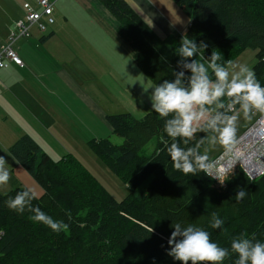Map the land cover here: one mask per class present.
Segmentation results:
<instances>
[{
	"label": "trees",
	"instance_id": "trees-1",
	"mask_svg": "<svg viewBox=\"0 0 264 264\" xmlns=\"http://www.w3.org/2000/svg\"><path fill=\"white\" fill-rule=\"evenodd\" d=\"M98 1L118 21V35L153 85L173 79L181 36L161 37L125 0ZM173 1L189 19L184 35L209 45L205 57L213 51L225 63L246 48L255 49L252 70L264 85V0ZM105 120L123 142L116 145L107 138H92L87 144L127 185L128 194L117 200L77 159L67 154L55 160L23 132L8 152L43 189L32 206L64 221L68 228L54 233L33 222L32 212L17 214L7 208L6 201L26 187L0 194V264H180L166 252L170 226L175 223L198 225L229 249L240 236L264 243V173L250 179L236 167L223 186L215 187L205 172L185 175L173 167L163 120L152 110L140 118L129 112L107 114ZM204 135L198 133L196 140ZM195 142L187 146L181 142V147ZM208 145L201 146L202 154ZM216 157L208 156L206 165ZM240 188L246 195L237 201ZM211 212L225 221L222 229L210 227ZM237 258L233 253L225 264H235Z\"/></svg>",
	"mask_w": 264,
	"mask_h": 264
},
{
	"label": "rangeland",
	"instance_id": "rangeland-1",
	"mask_svg": "<svg viewBox=\"0 0 264 264\" xmlns=\"http://www.w3.org/2000/svg\"><path fill=\"white\" fill-rule=\"evenodd\" d=\"M6 2L7 0H0V39L5 40L8 39L10 29L16 30L15 22L18 18L23 17L22 0H9L8 4ZM160 3L163 4L160 6L161 13L168 20L180 14V20L174 18L173 21L178 24L184 19V27L188 26V16L173 0ZM54 5L55 19L47 26L46 31L41 32L36 26H32L27 38L23 37L12 44L20 59L26 60L25 65L30 64L34 69L32 75L27 74L23 79L25 85L33 87L34 99L44 109V116L37 118L43 124L50 122L48 129L44 127V132L43 129L40 132L38 128L37 132L47 139V148L44 149L53 159L57 160L67 154L74 157L117 200H121L129 192L127 185L104 165L87 142L92 138H107L113 144H121L123 137L112 132L105 116L129 112L135 118L142 117L151 111L148 95L154 85L137 67L131 48L123 43L115 31L118 26L116 19L110 16L107 18L102 13L96 14L94 3L90 13L83 10L79 0H56ZM8 6L9 15L5 13ZM154 27L163 37L164 34ZM47 38L49 39L46 41L40 40ZM232 61L246 64L252 69L257 61L256 50L246 48ZM40 62H44V65L41 66ZM47 74L52 80L42 91L37 80L38 77L47 80ZM26 113L39 126L33 112L26 110ZM259 115L256 111L245 119L241 113L237 121L236 138L252 126ZM3 133L4 131H0V136ZM38 134L31 132V135L44 141ZM227 147L217 143L208 145L204 152L213 158ZM1 158L0 154V160ZM4 162V166L8 168L7 161ZM11 168L13 175L9 173L11 179L0 185V193H6L16 185L31 189L36 196L42 194V187L23 166ZM214 170L217 171L216 168ZM13 178L16 184H13ZM220 178L223 184L213 178L215 187L224 185L226 176ZM148 181L149 179L145 186Z\"/></svg>",
	"mask_w": 264,
	"mask_h": 264
},
{
	"label": "clouds",
	"instance_id": "clouds-1",
	"mask_svg": "<svg viewBox=\"0 0 264 264\" xmlns=\"http://www.w3.org/2000/svg\"><path fill=\"white\" fill-rule=\"evenodd\" d=\"M208 47L202 40L197 42L182 35L175 52L178 60L173 79H165L151 87L148 95L151 110L163 120V132L168 138L164 143L173 167L185 175L206 173L208 156L200 151L203 144L219 143L227 147L236 143L241 113L245 119L254 111L264 113V85L254 71L246 64L232 60L220 63L221 56L213 51L205 57ZM161 60L166 57L162 56ZM198 133L205 135L196 140ZM193 141L196 142L192 147H181V142L187 146ZM215 179L223 184L222 178ZM8 180L9 173L0 161V185ZM245 195L244 188H240L235 198L240 201ZM35 198V192L26 189L7 200L6 206L17 214L26 210L32 212L30 219L33 222L45 225L54 233L66 231L68 224L64 221L54 220L32 206ZM209 223L213 229H222L225 221L216 212H211ZM170 227L166 252L174 262L225 264L235 253L238 257L235 264H264V243L254 239L234 238L229 249L212 240L210 233L198 225L175 223Z\"/></svg>",
	"mask_w": 264,
	"mask_h": 264
},
{
	"label": "crops",
	"instance_id": "crops-1",
	"mask_svg": "<svg viewBox=\"0 0 264 264\" xmlns=\"http://www.w3.org/2000/svg\"><path fill=\"white\" fill-rule=\"evenodd\" d=\"M125 1L138 13V15L153 30L156 29L154 27L156 26L160 30V32L164 34L163 37H166L169 35L176 36L177 34L183 35L188 27V26L186 28L184 27L185 26L184 19H182V22L178 24L173 21L174 18H177V20L179 21L180 14H177L176 16L173 17V19L168 20L163 15L164 13L163 12H162L163 14L161 13L160 6H162L163 4L160 3V1L168 2V0H125ZM8 2L9 0H7L6 4H8ZM79 2H80L81 7L84 8L82 9L87 13L91 12L92 3H94L97 9L95 11L96 14L102 13L105 17L108 18L110 16L113 19V17L101 5V3L98 0H79ZM26 3L31 4L36 9H40L39 6L37 5V0H22V8H24V5ZM5 13L9 15L10 13L9 6H8V10ZM23 14H24V10H23ZM21 18L22 17H19L18 20ZM111 23L115 25L114 21H111ZM151 24L154 26H152ZM188 25H189V19H188ZM115 31L117 30L115 29ZM11 32H14V30L10 29L9 35H7L8 39L6 40L0 39V46L7 44V43H12V41L10 40ZM50 33H51L50 35H52L53 31ZM21 38L23 37L17 38L15 41H13V43ZM24 38H27V37H24ZM48 39L49 38L40 39V40L46 41ZM121 40L123 41L124 44H127L122 38ZM21 60L24 63V67H19L14 63H10L6 70H0V127H1L0 131H4V133L0 136V154L2 156L0 161L3 162V167L7 169L8 173H10L11 175H13L11 166L13 168L19 167L20 164L15 160V158L12 155H10L11 153L8 152V148L10 147V145L13 144V142L21 134H23V132L28 131L27 133H30V134L31 132L38 134L37 132L38 128L40 132L42 129L44 132V127L46 129L50 127V122L49 124L48 123L43 124L39 120V118H37V117L44 116L45 114L44 109L42 108V106H40L35 101L33 87L29 84L25 85L24 79H23V76L27 74L32 75V72L34 71V69L30 64L25 65L26 60L24 61V59L22 58ZM40 64L41 66H43L44 62H40ZM51 80L52 79L49 77V74H47V80H45L43 77H38V80H37L38 87H40L41 90L43 91L44 88L48 87V84L51 82ZM26 110L33 112V114L36 116L39 126L31 120L28 113H26ZM40 136L44 141H42L39 137H35V136L33 137L40 144L42 148H47V143H46L47 139L43 138V135H40ZM4 160L7 161V166L9 169L4 166L5 164ZM9 179L11 178L9 177ZM13 184H16V181L14 180V178H13ZM0 194H3V193H0Z\"/></svg>",
	"mask_w": 264,
	"mask_h": 264
},
{
	"label": "built area",
	"instance_id": "built-area-1",
	"mask_svg": "<svg viewBox=\"0 0 264 264\" xmlns=\"http://www.w3.org/2000/svg\"><path fill=\"white\" fill-rule=\"evenodd\" d=\"M55 2L56 0H37L40 9L26 3L23 17L16 22V30L10 34L12 43L19 37H28L32 26H36L41 32L46 31L47 26L54 22ZM12 43L0 46V69L7 68L10 63L19 67L24 66L23 61L12 48ZM250 131L254 132L253 136L245 140L244 136ZM237 150H240L241 154L237 153ZM257 165H262L260 170ZM236 167H240L250 179L264 173V113H260L253 125L236 139L234 145L228 146L212 160L206 167V173L215 179L227 176ZM2 235L3 231L0 230V238Z\"/></svg>",
	"mask_w": 264,
	"mask_h": 264
},
{
	"label": "bare ground",
	"instance_id": "bare-ground-1",
	"mask_svg": "<svg viewBox=\"0 0 264 264\" xmlns=\"http://www.w3.org/2000/svg\"><path fill=\"white\" fill-rule=\"evenodd\" d=\"M253 133L252 131L248 132L245 136H244V139L247 140L248 138L252 137L253 136ZM237 153H240V150H237ZM241 154V153H240ZM256 167H258V170L261 169L262 165H257Z\"/></svg>",
	"mask_w": 264,
	"mask_h": 264
}]
</instances>
